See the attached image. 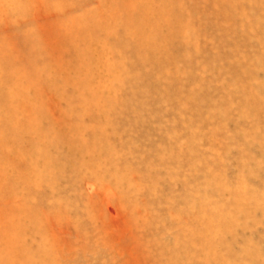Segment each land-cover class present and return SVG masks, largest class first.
Returning <instances> with one entry per match:
<instances>
[{
  "label": "rangeland",
  "instance_id": "rangeland-1",
  "mask_svg": "<svg viewBox=\"0 0 264 264\" xmlns=\"http://www.w3.org/2000/svg\"><path fill=\"white\" fill-rule=\"evenodd\" d=\"M0 264H264V0H0Z\"/></svg>",
  "mask_w": 264,
  "mask_h": 264
},
{
  "label": "bare ground",
  "instance_id": "bare-ground-1",
  "mask_svg": "<svg viewBox=\"0 0 264 264\" xmlns=\"http://www.w3.org/2000/svg\"><path fill=\"white\" fill-rule=\"evenodd\" d=\"M132 1V0H131Z\"/></svg>",
  "mask_w": 264,
  "mask_h": 264
}]
</instances>
